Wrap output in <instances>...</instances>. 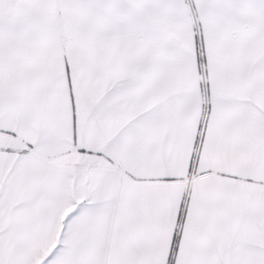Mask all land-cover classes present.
Instances as JSON below:
<instances>
[{
  "label": "snow or ice",
  "instance_id": "obj_1",
  "mask_svg": "<svg viewBox=\"0 0 264 264\" xmlns=\"http://www.w3.org/2000/svg\"><path fill=\"white\" fill-rule=\"evenodd\" d=\"M0 264H264V0H0Z\"/></svg>",
  "mask_w": 264,
  "mask_h": 264
}]
</instances>
